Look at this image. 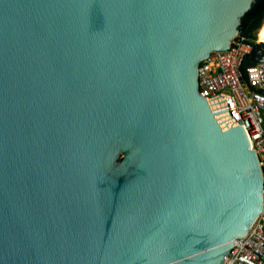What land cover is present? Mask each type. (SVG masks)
Returning a JSON list of instances; mask_svg holds the SVG:
<instances>
[{"label": "water", "instance_id": "obj_1", "mask_svg": "<svg viewBox=\"0 0 264 264\" xmlns=\"http://www.w3.org/2000/svg\"><path fill=\"white\" fill-rule=\"evenodd\" d=\"M252 2L0 0V264H224L264 168L198 75Z\"/></svg>", "mask_w": 264, "mask_h": 264}, {"label": "built area", "instance_id": "obj_2", "mask_svg": "<svg viewBox=\"0 0 264 264\" xmlns=\"http://www.w3.org/2000/svg\"><path fill=\"white\" fill-rule=\"evenodd\" d=\"M264 44L258 37H236L229 50L214 52L199 66V92L224 99L230 118L244 130L264 168ZM257 52L254 54V51ZM224 264H264V213L243 236L236 237Z\"/></svg>", "mask_w": 264, "mask_h": 264}, {"label": "trees", "instance_id": "obj_3", "mask_svg": "<svg viewBox=\"0 0 264 264\" xmlns=\"http://www.w3.org/2000/svg\"><path fill=\"white\" fill-rule=\"evenodd\" d=\"M264 21V0H253L249 10L243 15L239 26V37L254 40L253 33ZM264 25V24H262ZM258 47L264 44L257 45Z\"/></svg>", "mask_w": 264, "mask_h": 264}, {"label": "bare ground", "instance_id": "obj_4", "mask_svg": "<svg viewBox=\"0 0 264 264\" xmlns=\"http://www.w3.org/2000/svg\"><path fill=\"white\" fill-rule=\"evenodd\" d=\"M258 39L261 42H264V25L260 27V30L258 32Z\"/></svg>", "mask_w": 264, "mask_h": 264}, {"label": "crops", "instance_id": "obj_5", "mask_svg": "<svg viewBox=\"0 0 264 264\" xmlns=\"http://www.w3.org/2000/svg\"><path fill=\"white\" fill-rule=\"evenodd\" d=\"M261 26H262V23H261ZM261 26H260V27H261ZM253 37L255 38V36H253Z\"/></svg>", "mask_w": 264, "mask_h": 264}]
</instances>
